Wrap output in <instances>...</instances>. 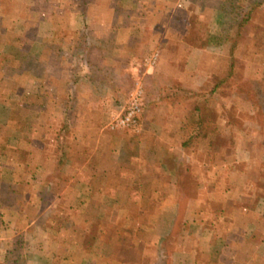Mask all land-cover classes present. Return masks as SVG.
<instances>
[{
    "label": "crops",
    "instance_id": "crops-1",
    "mask_svg": "<svg viewBox=\"0 0 264 264\" xmlns=\"http://www.w3.org/2000/svg\"><path fill=\"white\" fill-rule=\"evenodd\" d=\"M207 1L12 0L0 264H264V187L235 181L254 147H222L227 82L201 64L223 22ZM137 83V128L109 129Z\"/></svg>",
    "mask_w": 264,
    "mask_h": 264
},
{
    "label": "rangeland",
    "instance_id": "rangeland-1",
    "mask_svg": "<svg viewBox=\"0 0 264 264\" xmlns=\"http://www.w3.org/2000/svg\"><path fill=\"white\" fill-rule=\"evenodd\" d=\"M207 2L223 12L221 13L223 22L220 24V20L218 21L220 25L218 24L217 30L210 38L212 44L210 43L209 50L212 55L205 60L202 59L201 64L204 63L203 65L213 69L222 68L225 81H228L227 77L230 78L222 89L224 98L221 105L226 116L235 117L228 125L235 130L233 135L229 132L230 136H224L219 140L223 142L221 145L224 146V150L229 152L233 149L232 145L236 146L239 143L242 148L254 147L252 157L256 159L254 163H250L248 171L247 155L235 152V158L240 157V161H243V164L235 162V181L244 179L242 175L245 174L246 180L262 183L260 187L262 189L264 184L260 181H264V0H208ZM13 3L12 0H0L1 36L7 34L10 23L8 21L11 18L10 16L8 19L9 15H16V11L13 13ZM204 12L210 14L212 10H203L202 13ZM192 21L193 27H201L199 24L201 20L199 23L198 20ZM19 28H22L21 25ZM30 32H34L32 27ZM22 38L23 36L21 40ZM4 44H6L4 41L0 42L2 47H6L7 44ZM147 58L143 60L144 65H154L145 61ZM247 68L249 75L245 76ZM131 91L132 89L127 92L126 97ZM237 93L238 96L240 95L238 99L235 98ZM118 113L119 111L114 113L109 122ZM237 128L241 130L240 139L237 138L239 137ZM210 156H214L213 153Z\"/></svg>",
    "mask_w": 264,
    "mask_h": 264
},
{
    "label": "built area",
    "instance_id": "built-area-1",
    "mask_svg": "<svg viewBox=\"0 0 264 264\" xmlns=\"http://www.w3.org/2000/svg\"><path fill=\"white\" fill-rule=\"evenodd\" d=\"M155 60L156 55L153 54L145 61L153 64ZM142 101L143 87L137 83L132 91L127 95L124 108L108 123V128L136 129L139 124V116L142 112Z\"/></svg>",
    "mask_w": 264,
    "mask_h": 264
},
{
    "label": "trees",
    "instance_id": "trees-1",
    "mask_svg": "<svg viewBox=\"0 0 264 264\" xmlns=\"http://www.w3.org/2000/svg\"><path fill=\"white\" fill-rule=\"evenodd\" d=\"M228 74H229V72H228ZM224 75V74H223ZM230 75V74H229ZM227 79H228V81L230 80V78L229 77H227ZM232 79V78H231ZM224 81H225V79H224ZM228 81L226 80V82L228 83Z\"/></svg>",
    "mask_w": 264,
    "mask_h": 264
}]
</instances>
